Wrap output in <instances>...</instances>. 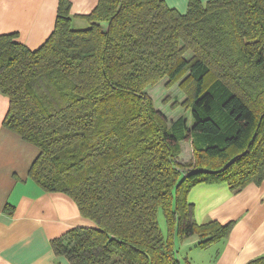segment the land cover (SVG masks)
Instances as JSON below:
<instances>
[{
	"label": "trees",
	"instance_id": "obj_1",
	"mask_svg": "<svg viewBox=\"0 0 264 264\" xmlns=\"http://www.w3.org/2000/svg\"><path fill=\"white\" fill-rule=\"evenodd\" d=\"M70 9L59 0L36 49L0 34L3 125L39 149L29 178L93 223L52 248L72 264H182L175 236L207 247L235 224L197 222L191 188L264 181V0H189L184 13L165 0H99L85 28ZM163 79L183 90L192 121L156 107L147 90Z\"/></svg>",
	"mask_w": 264,
	"mask_h": 264
},
{
	"label": "crops",
	"instance_id": "obj_2",
	"mask_svg": "<svg viewBox=\"0 0 264 264\" xmlns=\"http://www.w3.org/2000/svg\"><path fill=\"white\" fill-rule=\"evenodd\" d=\"M70 1L72 23L84 26V16L99 0ZM165 1L187 11L189 0ZM58 5L59 0H0V34L16 32L19 41L36 49L53 32ZM7 109L8 98L0 91V264H72L55 254L52 240L71 228L93 223L81 215L68 194L46 192L29 178L39 149L3 125ZM188 201L199 223L235 224L226 239L207 247L197 245V235L184 241L175 236L182 264H247L264 254V181L238 193L227 183H199L189 191Z\"/></svg>",
	"mask_w": 264,
	"mask_h": 264
},
{
	"label": "rangeland",
	"instance_id": "obj_3",
	"mask_svg": "<svg viewBox=\"0 0 264 264\" xmlns=\"http://www.w3.org/2000/svg\"><path fill=\"white\" fill-rule=\"evenodd\" d=\"M72 24L75 28H85L89 25L88 21H86L84 26L78 25L75 22ZM166 81L167 79H163L156 85L150 86L147 90V92L155 100L156 107L161 109L169 119H175L181 115H185L189 120L192 121L191 110L188 109L184 103L186 100L185 93L180 88L178 83L167 86ZM182 154V160L186 162L189 160L190 156L192 157L190 143L184 144V152ZM158 220L163 233L166 235L167 226L162 209H160L158 212Z\"/></svg>",
	"mask_w": 264,
	"mask_h": 264
}]
</instances>
